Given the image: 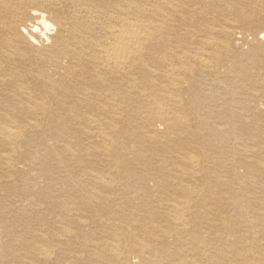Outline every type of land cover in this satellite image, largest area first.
Returning <instances> with one entry per match:
<instances>
[{
    "label": "bare ground",
    "instance_id": "6f19581e",
    "mask_svg": "<svg viewBox=\"0 0 264 264\" xmlns=\"http://www.w3.org/2000/svg\"><path fill=\"white\" fill-rule=\"evenodd\" d=\"M0 264H264V0H0Z\"/></svg>",
    "mask_w": 264,
    "mask_h": 264
}]
</instances>
